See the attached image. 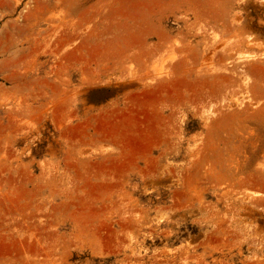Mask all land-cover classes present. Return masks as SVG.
<instances>
[{
	"label": "rangeland",
	"instance_id": "rangeland-1",
	"mask_svg": "<svg viewBox=\"0 0 264 264\" xmlns=\"http://www.w3.org/2000/svg\"><path fill=\"white\" fill-rule=\"evenodd\" d=\"M0 264H264V0H0Z\"/></svg>",
	"mask_w": 264,
	"mask_h": 264
}]
</instances>
